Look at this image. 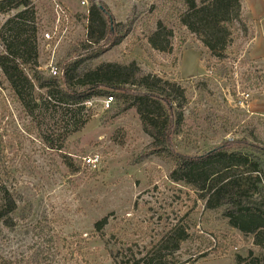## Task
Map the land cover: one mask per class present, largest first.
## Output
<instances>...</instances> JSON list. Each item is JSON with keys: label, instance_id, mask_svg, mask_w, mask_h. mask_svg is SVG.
Returning <instances> with one entry per match:
<instances>
[{"label": "rangeland", "instance_id": "1", "mask_svg": "<svg viewBox=\"0 0 264 264\" xmlns=\"http://www.w3.org/2000/svg\"><path fill=\"white\" fill-rule=\"evenodd\" d=\"M57 1L68 10L70 21L51 46L44 33L53 29L56 13L42 0L33 7L40 32L37 65L25 66L30 77L33 69L50 76L49 63L59 66L86 37L91 0ZM165 1L174 2L98 0L106 4L115 22H127L133 12L138 16L130 35L90 65L135 60L145 73L185 87L186 126L177 138L181 153H204L225 141L239 145L246 141L264 152V0H241L243 20L222 58L179 22L170 26L168 49L153 48L148 41L155 27L150 8ZM22 9L0 13V53L5 51L3 25ZM34 92L41 108L30 116L0 69V178L17 202L13 224L0 222V255L20 264H126L121 256L115 259L120 246L142 250L186 213H192L193 222L190 238L176 254L180 264H234L236 254H264L251 235L228 224L221 210L207 211L191 187L170 180L174 162L167 155L147 154L151 138L134 108L120 112L124 105L114 97L107 109L106 96H94L74 115L54 101L45 105L46 89L37 86ZM80 115L89 119L75 130ZM252 129L259 139L251 137ZM97 152L102 163L93 170L84 158ZM68 157L79 167L77 172L65 163ZM103 218H108L104 232L114 230L121 245L96 232L95 223ZM38 223L47 225L57 243L47 258L36 260Z\"/></svg>", "mask_w": 264, "mask_h": 264}, {"label": "trees", "instance_id": "2", "mask_svg": "<svg viewBox=\"0 0 264 264\" xmlns=\"http://www.w3.org/2000/svg\"><path fill=\"white\" fill-rule=\"evenodd\" d=\"M30 0H0V13H8L19 7L24 9L10 16L3 25L2 35L5 51L0 53V69L18 101L28 115L41 106L34 94L35 87L46 89L44 104L55 102L62 110L79 114L85 103L94 96L116 97L124 105L120 112L134 108L151 143L147 154L167 155L174 162L170 180L183 183L195 191L196 200L204 203L207 211L221 210L228 224L244 235H251L253 244L264 249V152L263 149L245 141H225L204 153L183 154L179 151L181 141L177 138L185 132V109L188 105L186 89L176 81L165 80L158 74L145 73L140 64L130 62H103L90 65L109 49L130 35L138 14L127 22H115L105 3L91 0L87 15L86 37L78 41L63 59L57 76H45L33 69L30 77L25 66L36 64L37 34L35 13ZM155 16V27L148 34L150 45L166 51L168 38L172 36L175 22L184 25L218 58L224 57L243 20L241 0H174L150 8ZM135 11V10H134ZM37 65V64H36ZM48 109L47 106H43ZM64 108V109H63ZM88 117L76 119L75 130L82 129ZM253 139L258 134L251 130ZM65 160L71 172L79 167ZM17 202L10 189L0 178V222L11 226L12 214ZM192 213L171 221L165 231L155 236L142 250L117 249L115 259L121 256L126 264H180L177 252L190 238ZM108 218L95 223L96 232L104 238L110 236L115 245L121 238L113 231L104 232ZM45 223H38L35 231L40 238L36 260L49 256L57 240L46 230ZM130 249V250H129ZM202 257H206L202 256ZM22 261L7 259L0 255V264H20ZM190 263V262H189ZM118 264V263H117ZM234 264H264V254L250 251L247 257L236 254Z\"/></svg>", "mask_w": 264, "mask_h": 264}, {"label": "built area", "instance_id": "3", "mask_svg": "<svg viewBox=\"0 0 264 264\" xmlns=\"http://www.w3.org/2000/svg\"><path fill=\"white\" fill-rule=\"evenodd\" d=\"M38 0L30 1V7H35ZM41 1V0H40ZM48 4H51L52 9L56 13L55 18V25H53V29L51 31H46L44 33L45 35V41L48 46H51V43L53 41L58 40V34L64 33L68 30L69 21H70V15L67 9L63 7L61 3H59L57 0H42ZM82 3H85V0L82 1ZM48 69V75L51 76H57L62 73V70L59 68L57 64H55L53 61L49 63L47 66ZM114 97L112 96H106L104 100V106L105 108H110V106L113 104ZM85 164L90 167L93 170L99 169L102 163V156L100 153H93L91 155H88L84 158ZM190 264V263H187Z\"/></svg>", "mask_w": 264, "mask_h": 264}]
</instances>
